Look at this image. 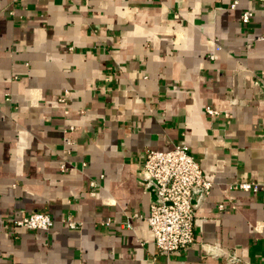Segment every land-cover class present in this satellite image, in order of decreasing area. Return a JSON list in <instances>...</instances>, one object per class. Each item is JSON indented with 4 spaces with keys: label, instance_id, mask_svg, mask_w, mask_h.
<instances>
[{
    "label": "crops",
    "instance_id": "crops-1",
    "mask_svg": "<svg viewBox=\"0 0 264 264\" xmlns=\"http://www.w3.org/2000/svg\"><path fill=\"white\" fill-rule=\"evenodd\" d=\"M232 1L0 0V264H264V192L229 189L264 181V0ZM180 143L211 187L165 257L137 155Z\"/></svg>",
    "mask_w": 264,
    "mask_h": 264
},
{
    "label": "built area",
    "instance_id": "built-area-1",
    "mask_svg": "<svg viewBox=\"0 0 264 264\" xmlns=\"http://www.w3.org/2000/svg\"><path fill=\"white\" fill-rule=\"evenodd\" d=\"M235 5L236 0H233L230 8H234ZM9 14L11 15V12ZM250 16L249 12H243L240 17L241 23L248 24ZM210 59H213V56H210ZM67 94L68 92L64 90L62 97L57 101L65 105ZM4 98L5 101L8 100L7 97ZM205 113L210 117L217 114L210 108H205ZM72 131L73 127L69 126L63 130V133ZM64 145L69 147L72 141L66 138ZM137 160L141 187L143 191L154 196L145 218L154 247L165 257L184 251L193 242L194 211L208 195L211 183L204 178L199 165L189 155L188 148L183 143L174 145L168 151L143 150L137 155ZM59 169L63 171L65 165L60 164ZM88 187L90 195H93L98 184L92 180L89 181ZM229 189L252 193L264 192V181L235 183L230 185ZM218 208L221 209L222 206L219 205ZM10 223L13 227L27 231H46L52 226L53 221L43 212L32 211L13 217ZM62 223L69 230H77L82 225L81 222L69 217L63 219ZM103 224L108 225L110 221H105ZM236 261L237 259L233 257L226 264Z\"/></svg>",
    "mask_w": 264,
    "mask_h": 264
}]
</instances>
